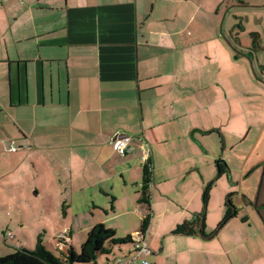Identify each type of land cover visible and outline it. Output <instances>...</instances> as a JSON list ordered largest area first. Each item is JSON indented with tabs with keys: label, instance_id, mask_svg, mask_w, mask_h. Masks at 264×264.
I'll use <instances>...</instances> for the list:
<instances>
[{
	"label": "crops",
	"instance_id": "crops-1",
	"mask_svg": "<svg viewBox=\"0 0 264 264\" xmlns=\"http://www.w3.org/2000/svg\"><path fill=\"white\" fill-rule=\"evenodd\" d=\"M242 1L0 0V158L9 164L21 152L20 164L31 159L53 176L55 193L67 196L64 216L83 221L67 226L70 242L97 224L117 234L123 227L108 224L119 216H133L135 223L123 229L133 238L147 214L138 203L147 165L151 219L143 239L153 255L143 260L264 264V234L250 230V219L227 220L209 240L171 234L202 212L211 182L205 226L207 233L215 230L226 196L237 189L225 184L214 204L212 189L232 171L227 167L229 178L216 180L218 146L203 139L238 123L234 114L243 113L244 92L255 85L244 67L264 79L260 62L256 74L252 60L237 52L251 49L252 33L235 36L230 13L246 2L255 3L251 13H264V0ZM258 47L252 59L263 52ZM117 134L130 138L124 156L112 146ZM75 189L92 208L70 215ZM209 212L217 220L211 225Z\"/></svg>",
	"mask_w": 264,
	"mask_h": 264
},
{
	"label": "rangeland",
	"instance_id": "rangeland-1",
	"mask_svg": "<svg viewBox=\"0 0 264 264\" xmlns=\"http://www.w3.org/2000/svg\"><path fill=\"white\" fill-rule=\"evenodd\" d=\"M232 1L236 5L239 2H245L242 0ZM258 1L256 4L261 5L263 0ZM248 3L246 2V5L239 9L231 10L230 13L234 16H231V18L235 20L233 21L235 36L242 35L246 39L255 31L261 34V41L257 40V42L263 52H258L259 54L253 59L251 49L237 50L238 53L252 60L253 69L257 74L259 68L255 67L256 61L260 62L261 66L264 67V13L258 10L255 13H251L250 11L253 8L251 6L255 3ZM223 29L225 31L226 25H224ZM247 40L250 41V45H253L252 39L249 38ZM233 43L235 47H240L238 40ZM249 65L248 63V67ZM244 69L248 78L247 82H253L255 85H252L248 91L245 90V94L243 93V97H245L242 100L244 111L241 115L234 114L235 120L240 117L238 123L234 121L232 128H230L233 129L232 132L228 130L223 132V129H220L219 132H223L222 135L213 134L208 139L204 138L203 140L209 146H218L216 160L224 162L232 171L228 182L227 180L226 182H220L212 189L214 204L220 201L222 195L224 197L225 194L222 191L225 190L223 187L225 184L230 189L236 187L235 192L237 194L235 192L229 193V195L232 194L233 206L241 215L249 217L250 230H257L258 228L259 234H264V79L259 77V75L257 79L251 70L248 71L246 67ZM238 79L239 77L236 76L233 82H238ZM235 85L240 88V81ZM27 126L29 127V123H27ZM222 143L225 145V150H221L220 146ZM17 148L15 151L19 152ZM22 158L21 152L17 155H11L9 164H7L8 158H0V172H3V175L5 174V183L3 180L0 184V258L12 254L18 248L32 250L35 248L39 236L42 237L43 246L49 252L60 256L58 252V246L61 243L59 238L70 237L67 226L82 224L83 221L73 220L64 216L62 205L67 196L55 193L53 188L55 179H53V176L39 163H37L36 168L32 167L31 159H25L20 164ZM13 162L17 165L11 171V163ZM227 183L234 184V186ZM34 187L39 190L37 196L33 194ZM64 188L67 189V185ZM86 194H89V192L84 193V195ZM78 196L75 189L72 192V202H70V215H76L82 209L88 210V207L92 208L91 203L87 204V202L78 200ZM79 198L82 199L83 196ZM99 198L97 197V199ZM102 200L103 202L105 201V199ZM208 216V223L211 225V223H214L215 218L211 217L210 212ZM89 218L90 216L86 215V219L89 220ZM133 219V216H119L112 221L110 220L108 225L123 227L117 228L116 237L125 239L128 235L123 233V229L130 226L128 224L130 221H132L133 225L135 223ZM236 220L240 222V219ZM136 224L138 227L139 222ZM88 232H75L72 235V241L68 240L67 243L75 255L79 254L80 247L85 241ZM9 235L11 239L8 238ZM130 249L131 246L129 245L123 246L120 250L121 252L117 248L112 249V253L99 257L97 262L104 263L106 260L113 262L114 259L118 261Z\"/></svg>",
	"mask_w": 264,
	"mask_h": 264
},
{
	"label": "trees",
	"instance_id": "trees-1",
	"mask_svg": "<svg viewBox=\"0 0 264 264\" xmlns=\"http://www.w3.org/2000/svg\"><path fill=\"white\" fill-rule=\"evenodd\" d=\"M257 34L252 33L251 39L253 45L251 51L259 49L257 42ZM150 172L151 168L147 165L144 167L143 180L139 191L138 203L144 205L147 214L141 221L139 232L145 234L151 219L150 216ZM227 166L221 160L217 161V179L222 176L229 178ZM208 189L204 192V207L202 212L190 221H184L178 224L171 234L174 236L184 237H200L204 240L212 239L216 236L218 230L229 220L230 216H226L217 225V228L210 233L206 232L205 226V206L207 203ZM114 198H112V203ZM111 203L110 209L113 210ZM64 251H60V256L53 255L45 246H43L42 237L37 238L36 246L32 250L18 248L10 255L0 258V264H97V260L101 256L109 255L112 249L117 247L120 251L123 246H133L134 241L130 235L125 239L117 238L116 233L112 229L106 228L102 224L93 226L86 235L85 241L80 247V252L75 255L68 243L59 240ZM121 252V251H120Z\"/></svg>",
	"mask_w": 264,
	"mask_h": 264
},
{
	"label": "built area",
	"instance_id": "built-area-1",
	"mask_svg": "<svg viewBox=\"0 0 264 264\" xmlns=\"http://www.w3.org/2000/svg\"><path fill=\"white\" fill-rule=\"evenodd\" d=\"M130 138L125 134H117L114 136L112 141V146L116 153L119 156H124L126 153L130 152L129 148ZM10 150H13V144H11ZM11 239V236H8ZM144 234L138 232L133 236L134 244L132 246L131 253L119 259L117 264H148L147 261L143 260V258L149 257L153 255L152 250L145 244L144 242ZM59 240H63L65 243L68 242L69 237L59 238Z\"/></svg>",
	"mask_w": 264,
	"mask_h": 264
},
{
	"label": "flooded vegetation",
	"instance_id": "flooded-vegetation-1",
	"mask_svg": "<svg viewBox=\"0 0 264 264\" xmlns=\"http://www.w3.org/2000/svg\"><path fill=\"white\" fill-rule=\"evenodd\" d=\"M226 214H228V216H230L229 220L235 218L236 216L240 217L241 218L240 220L243 221V222L249 220V217L247 215H241L235 209V207L233 206L232 200H231V195H228L227 199L225 201V209H224V212H223L222 219L226 216ZM241 216H243V217H241Z\"/></svg>",
	"mask_w": 264,
	"mask_h": 264
},
{
	"label": "water",
	"instance_id": "water-1",
	"mask_svg": "<svg viewBox=\"0 0 264 264\" xmlns=\"http://www.w3.org/2000/svg\"><path fill=\"white\" fill-rule=\"evenodd\" d=\"M212 183H213V182L209 183L207 186H208V187H211V184H212Z\"/></svg>",
	"mask_w": 264,
	"mask_h": 264
}]
</instances>
